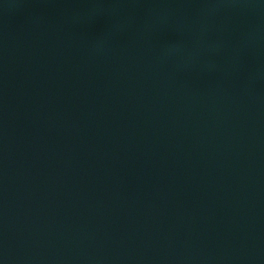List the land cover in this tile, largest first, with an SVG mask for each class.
<instances>
[{
    "label": "water",
    "instance_id": "water-1",
    "mask_svg": "<svg viewBox=\"0 0 264 264\" xmlns=\"http://www.w3.org/2000/svg\"><path fill=\"white\" fill-rule=\"evenodd\" d=\"M249 1L0 0V264H264Z\"/></svg>",
    "mask_w": 264,
    "mask_h": 264
},
{
    "label": "rangeland",
    "instance_id": "rangeland-1",
    "mask_svg": "<svg viewBox=\"0 0 264 264\" xmlns=\"http://www.w3.org/2000/svg\"><path fill=\"white\" fill-rule=\"evenodd\" d=\"M242 11H246L249 16L261 14L264 15V0H251L243 5Z\"/></svg>",
    "mask_w": 264,
    "mask_h": 264
}]
</instances>
